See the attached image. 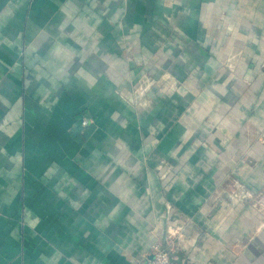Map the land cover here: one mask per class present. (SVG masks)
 <instances>
[{
	"label": "crops",
	"instance_id": "obj_1",
	"mask_svg": "<svg viewBox=\"0 0 264 264\" xmlns=\"http://www.w3.org/2000/svg\"><path fill=\"white\" fill-rule=\"evenodd\" d=\"M154 245L264 264V0H0V264Z\"/></svg>",
	"mask_w": 264,
	"mask_h": 264
},
{
	"label": "built area",
	"instance_id": "obj_2",
	"mask_svg": "<svg viewBox=\"0 0 264 264\" xmlns=\"http://www.w3.org/2000/svg\"><path fill=\"white\" fill-rule=\"evenodd\" d=\"M93 120L89 117L82 119V125L87 126L91 124ZM141 264H175L170 257V252L161 249L160 246L154 245L151 251V256Z\"/></svg>",
	"mask_w": 264,
	"mask_h": 264
}]
</instances>
